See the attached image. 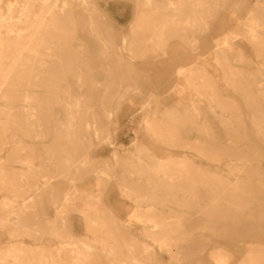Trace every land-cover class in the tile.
I'll use <instances>...</instances> for the list:
<instances>
[{
    "label": "rangeland",
    "instance_id": "374dc122",
    "mask_svg": "<svg viewBox=\"0 0 264 264\" xmlns=\"http://www.w3.org/2000/svg\"><path fill=\"white\" fill-rule=\"evenodd\" d=\"M23 1L2 0L0 7ZM93 1L103 5L114 26L107 31L95 20L102 25L100 37L87 24L97 14L81 0H69L67 12L53 14L41 13L42 0L28 4L30 16L66 17L67 70L78 67L88 78L79 86L74 72L59 76L60 67L54 68L51 76L64 80L66 92L49 94L31 64L28 74L17 70L6 85L8 100L0 108L12 110L8 122L21 123H9L0 133V246L12 250L0 253L1 264H77L72 249L81 240L91 246L87 264H216L213 255L219 253L228 256L225 264H239L251 248L255 262L247 264H264V193L182 190V166L176 163L188 159L202 166L203 176L234 177L228 165L182 148L183 134L203 143L196 139L197 127L183 132L182 119L221 134L224 144L242 145L245 139L235 138L244 134L257 141V152L264 149L256 139L262 116L250 110L253 94L264 99V0H180L153 13L139 4L144 13L135 30L134 0ZM18 15L3 17L11 22ZM11 38L0 34V42ZM99 39L113 49L108 59ZM188 54L192 60L182 61ZM238 80L243 81L235 85ZM28 89L38 92L37 125L24 102ZM65 95L92 109L66 107ZM144 104L150 107L142 109ZM70 117L76 118L72 127ZM233 118L231 127L224 124ZM231 128L236 131L226 134ZM29 196L33 202L25 203ZM210 197L226 202L215 206ZM241 222L245 228L238 232ZM153 223L160 236L150 232ZM167 241L171 251L159 246Z\"/></svg>",
    "mask_w": 264,
    "mask_h": 264
},
{
    "label": "bare ground",
    "instance_id": "6f19581e",
    "mask_svg": "<svg viewBox=\"0 0 264 264\" xmlns=\"http://www.w3.org/2000/svg\"><path fill=\"white\" fill-rule=\"evenodd\" d=\"M83 3H87L88 6H90L89 11L91 13H96L97 17L89 16L88 17V30L91 34H94L98 37L103 35L102 31V25L94 24L95 20L103 23V26L107 31H110L111 28H113L112 21H109L108 14H106L105 9L103 8V5L99 3L98 1L93 0H81ZM109 1V0H108ZM104 1V3L107 5L109 2ZM135 10L133 13L132 20L130 21V29L135 30V28L138 27L137 21L141 19L139 15H143L144 11L138 8V5H142L143 7H147L148 11L150 12H156L158 11V6L161 4H174L175 0H134ZM185 0H182V2ZM189 1V0H187ZM33 3L34 0H24L23 3L17 6H10L8 10H4L0 7V34L8 33L11 35L10 42H4L3 39L0 42V45L3 44L4 47L0 49V101H3L5 99L8 100L7 92L8 88L6 85H11V81L13 78H15V73L18 70V73L20 71L27 72V69L31 66V64H36V74L35 77L41 78L43 77V83L46 86V92L47 93H54V92H66L63 91V81H57L55 80V77H53L52 69L54 73V68L60 67L58 69L57 74L59 76L64 75L67 71L70 73L74 72V76H76V84L79 86H83L84 82L86 81V78L88 76H82L83 71H78L77 68L69 69V64H67L66 61H68V58L63 55L62 53L69 52L67 45L70 44L66 38V32L67 28L69 26V23H64V18L62 16H56V17H46L45 15L41 16H30L28 13H31L33 10L28 7V4ZM42 4H45V8H43L41 13H49L53 14L54 12L58 11V13H65L68 9V3L69 0H54L53 4L57 7L55 8L54 5L51 7H46L48 4L47 0H42ZM0 3H2V0H0ZM51 3V1H50ZM67 6V7H66ZM12 7V8H11ZM121 9V8H120ZM169 9H172L169 7ZM257 10H262L261 8H258ZM4 11V12H3ZM123 11V10H122ZM263 11V10H262ZM5 12H9L12 14H19L18 16L10 17L13 21L5 22L6 17H3V14ZM121 12V11H120ZM55 16V15H54ZM122 17V16H121ZM140 27V26H139ZM5 31V32H4ZM46 33L47 38L44 40H40V35ZM135 32V31H134ZM126 33V32H125ZM133 33V32H132ZM130 35V34H129ZM255 35V34H253ZM127 35H124L122 38L123 43H127ZM99 43L101 46H103L100 51L103 53L102 55L104 58L108 59V55L110 54V51H112V48H109V42L104 39H99ZM39 43L42 45L40 46ZM192 57L194 55L188 54L186 55L182 61H185V59L192 60ZM56 63V64H55ZM66 63V64H64ZM71 67H74L71 65ZM80 68V67H79ZM179 70L182 69L181 73L182 75L186 74V70H184L183 67H177ZM63 69V70H60ZM42 72V73H41ZM177 72V75H179ZM26 74V75H27ZM233 76H242L240 73L235 74L231 73ZM30 75V74H29ZM34 76V74H33ZM243 80H238L235 85H240ZM41 82V83H42ZM33 94L30 95V93ZM28 94L25 96L27 99L24 100L25 104L28 106L27 110L32 111V119L37 118V112L36 107L33 103L35 102L34 95L38 94L36 90H30L28 89ZM64 99L69 101V104L66 103V107L73 109L83 108L85 110L92 109V106L88 102L79 103L78 99L71 97L70 95L63 96ZM251 103H255V107H250L251 113L253 115L257 114V111L260 112L262 116V126L257 129L258 136H256V139L259 138V140L264 141V104L263 100L259 96L252 95ZM101 105L103 108H105L104 102ZM150 106H147V104H144L141 106V108H149ZM256 108V109H254ZM36 112V113H35ZM13 115V112L11 109L4 108V106H1L0 108V133L4 130L5 126L7 124H19L21 123L20 120H16L14 118H10L11 120L8 122V118ZM236 118V117H235ZM235 118H233V121H227L224 122V124H227L226 126H232L231 123L235 121ZM14 119V120H13ZM76 120L75 117H70L67 120L68 127H72V121ZM32 121V120H31ZM201 121V120H200ZM7 122V123H6ZM42 121L40 119L34 120L32 122V125H37L41 123ZM244 122V121H243ZM30 123V122H29ZM66 124V123H65ZM149 127L154 128V125H152L149 122ZM66 125V126H67ZM182 125H184L185 129H183V132L186 134H190L193 132L194 128L197 129L199 132V135L196 137L198 141H202L203 143H191L190 136L184 135L182 138V148H188V149H194L198 153H200L201 156L213 159L217 161L216 163H224L229 168L230 172L234 173V177H223L220 175V173H215L211 176H203L204 171L202 169V166H197L195 163L188 159H182L178 160L176 163L179 166H182V190L186 191H198L205 189H215L220 190L222 192H229L233 191L236 192L238 190H246V191H262L264 193V149L261 148L259 152L256 151L257 148V141L253 138L248 139L245 137V135H241V137L238 139H245L244 144L234 146L232 144H224V139L221 136V134L215 133L210 129H203L198 125L196 121H189L182 119ZM160 130V129H159ZM161 131V130H160ZM236 131V128L231 129H225L226 134L234 133ZM3 132V133H4ZM224 132V133H225ZM200 133H210V136L202 137ZM240 133V132H238ZM203 135V134H202ZM109 137L106 138L107 141H109ZM171 141H175L172 140ZM258 140V139H257ZM233 141H235L233 139ZM181 146V145H180ZM185 151V150H184ZM34 153V152H33ZM240 162V165L238 163ZM252 173H260L262 177H255ZM74 177H76V174H73ZM234 178V179H232ZM204 189V190H205ZM77 194V189L73 191V196ZM243 194V193H242ZM31 199H28L25 203L33 202L32 197H28ZM106 198V197H105ZM116 198V197H115ZM227 198V197H226ZM113 199V198H112ZM114 200V199H113ZM238 203L240 202V198L235 199ZM108 201V199H107ZM232 201V200H227ZM113 202V201H112ZM210 202L212 205L221 206L222 202H226V199L221 198H212L210 197ZM234 202V201H233ZM237 202H235L237 204ZM238 205V204H237ZM232 206V205H229ZM230 209H234L229 207ZM222 210V209H220ZM240 210V209H239ZM10 211V210H9ZM13 211V210H12ZM125 211V210H124ZM123 211V212H124ZM130 211V210H129ZM11 212V211H10ZM129 213V212H128ZM126 217V216H125ZM264 217V216H263ZM112 219V217H111ZM114 220V219H113ZM12 221V220H10ZM264 221V219H263ZM217 223V222H216ZM83 225V224H82ZM237 228L235 230H238V232H242V230L245 228V224L243 222L238 223ZM106 227V226H104ZM78 231V230H77ZM80 231V230H79ZM82 231V230H81ZM84 231V230H83ZM150 232H153L154 235H159L161 232L159 231V225L157 223H153L150 225ZM79 233V232H78ZM168 235H170L167 232ZM160 236V235H159ZM172 237V236H171ZM105 242V241H104ZM172 241L170 242H160L159 246L161 248H164L167 251H171L172 249ZM191 244V243H190ZM192 245V244H191ZM5 246H0V253H10L12 250H8V248H5ZM188 249L186 245L182 248V250ZM74 251L75 263L79 261L77 264H87L88 263V256L91 254V246L86 240L80 241V246L75 247L72 249ZM254 248L249 249L243 258L241 259L239 264H247L249 262V259L252 261V263L255 262V258L252 257V254L254 253ZM264 251V246L260 250L262 254ZM16 254L19 253V251L15 252ZM83 256V257H82ZM85 257V258H84ZM216 264H225L227 261V255L223 254H215L213 255ZM85 260V261H84ZM1 264V262H0Z\"/></svg>",
    "mask_w": 264,
    "mask_h": 264
}]
</instances>
